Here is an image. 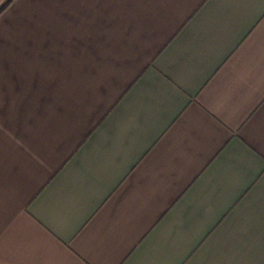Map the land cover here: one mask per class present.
<instances>
[{
    "label": "crops",
    "instance_id": "0c3cea01",
    "mask_svg": "<svg viewBox=\"0 0 264 264\" xmlns=\"http://www.w3.org/2000/svg\"><path fill=\"white\" fill-rule=\"evenodd\" d=\"M0 264H264V0H13Z\"/></svg>",
    "mask_w": 264,
    "mask_h": 264
},
{
    "label": "trees",
    "instance_id": "16d2710c",
    "mask_svg": "<svg viewBox=\"0 0 264 264\" xmlns=\"http://www.w3.org/2000/svg\"><path fill=\"white\" fill-rule=\"evenodd\" d=\"M13 0H5L1 5H0V14L12 3Z\"/></svg>",
    "mask_w": 264,
    "mask_h": 264
}]
</instances>
